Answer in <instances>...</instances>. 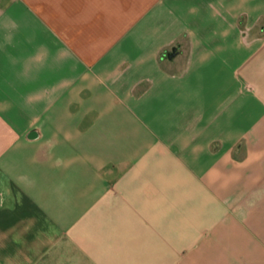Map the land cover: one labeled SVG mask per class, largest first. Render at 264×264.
I'll return each instance as SVG.
<instances>
[{
	"label": "crops",
	"instance_id": "obj_1",
	"mask_svg": "<svg viewBox=\"0 0 264 264\" xmlns=\"http://www.w3.org/2000/svg\"><path fill=\"white\" fill-rule=\"evenodd\" d=\"M262 17L0 0V264H264Z\"/></svg>",
	"mask_w": 264,
	"mask_h": 264
},
{
	"label": "rangeland",
	"instance_id": "obj_2",
	"mask_svg": "<svg viewBox=\"0 0 264 264\" xmlns=\"http://www.w3.org/2000/svg\"><path fill=\"white\" fill-rule=\"evenodd\" d=\"M261 19L264 20V17H262ZM122 126H123V125H121L120 128H122ZM119 133H120V134H121V133H124V129H121V132H119ZM25 149H27V150H26V156H27V153H28V151H29V150H28V146H27ZM13 158L17 159L18 157H17V155L14 156V155L11 153V155H9L8 157H6V159L4 160V161H6V162H5V165H6V164H10L9 161H11ZM11 164H12V163H11ZM22 172H23V170H21V173H22ZM23 175H24V174L22 173V179L25 178V176H24V178H23Z\"/></svg>",
	"mask_w": 264,
	"mask_h": 264
},
{
	"label": "water",
	"instance_id": "obj_3",
	"mask_svg": "<svg viewBox=\"0 0 264 264\" xmlns=\"http://www.w3.org/2000/svg\"><path fill=\"white\" fill-rule=\"evenodd\" d=\"M175 53H176V47L174 46V47L172 48V51L169 52V53L167 54V56H168L169 58H171V57H173V56L175 55Z\"/></svg>",
	"mask_w": 264,
	"mask_h": 264
}]
</instances>
